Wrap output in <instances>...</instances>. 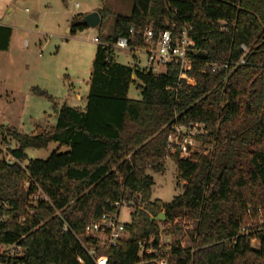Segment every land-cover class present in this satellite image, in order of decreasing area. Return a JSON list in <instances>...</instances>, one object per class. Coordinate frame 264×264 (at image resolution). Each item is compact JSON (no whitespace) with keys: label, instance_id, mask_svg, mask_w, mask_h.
Returning <instances> with one entry per match:
<instances>
[{"label":"trees","instance_id":"1","mask_svg":"<svg viewBox=\"0 0 264 264\" xmlns=\"http://www.w3.org/2000/svg\"><path fill=\"white\" fill-rule=\"evenodd\" d=\"M98 13L102 24L110 15ZM83 17L74 19L71 35L88 28L79 23ZM151 24L157 33L192 26L197 52L188 76L195 85L180 80L178 66L155 75L98 46L84 110L62 106L55 126L37 136L9 132L18 147L10 152L14 164L0 159V216L9 218L0 223V245H18L23 256L0 255V264H96L78 239L91 244L87 225L122 202L134 213L128 238L106 251L108 264H138L140 244L148 248L152 238L156 248L159 225L151 219L161 213L163 225H195L194 248L176 242L166 264H264V231L242 234L260 214L264 220V0H134L131 15H116L102 41L115 44L134 28L133 45L144 49L140 32ZM11 37L12 29L0 26V51ZM211 63L228 67L212 72ZM137 81L140 101L128 98ZM196 124L206 132L199 137L203 152L168 155L175 127ZM51 143L59 147L47 160L22 166L28 149ZM63 147L69 150L61 153ZM166 157L177 160L186 182L169 204L152 201L154 180L146 173L162 171ZM39 191L48 202H33Z\"/></svg>","mask_w":264,"mask_h":264},{"label":"rangeland","instance_id":"2","mask_svg":"<svg viewBox=\"0 0 264 264\" xmlns=\"http://www.w3.org/2000/svg\"><path fill=\"white\" fill-rule=\"evenodd\" d=\"M133 6L134 0H0V24L13 30L10 50L0 52L1 160L14 162L10 152L18 144L9 137V132L37 136L55 126L57 112L62 106L82 110L86 107L98 48L93 40L96 37L102 40L110 35L115 16H130ZM103 9H107L110 15L100 27L86 28L71 35V25L76 17ZM115 60L123 65L137 64L146 69L148 56L142 49L115 50ZM138 85V81L131 85L129 99L141 100ZM39 126L43 127L41 131ZM58 147L51 143L47 149H28L27 160L22 162V166L31 160H47ZM204 148L198 142L195 150L202 153ZM68 150L63 147L60 152ZM146 173L154 180L152 201L169 204L183 194L186 182L179 179L175 158L166 157L162 171L147 169ZM133 213L132 204L122 206L120 222L130 224ZM157 223L162 238H168L172 243L179 242L184 249L194 248L190 236L195 226L193 222L177 219L172 224ZM178 226H183L182 231ZM251 244L258 247L255 238ZM1 254L3 249L0 248Z\"/></svg>","mask_w":264,"mask_h":264},{"label":"built area","instance_id":"3","mask_svg":"<svg viewBox=\"0 0 264 264\" xmlns=\"http://www.w3.org/2000/svg\"><path fill=\"white\" fill-rule=\"evenodd\" d=\"M192 26H184L182 29L177 30L176 25H171L168 29H164L155 32L153 24L145 26L140 32L141 38L144 42L145 48L142 49L147 53L148 61L146 70L155 74H165L169 66L174 65L180 68V80L186 81L188 85H195V80L188 76V72L192 68L194 62V55L197 52V46L192 38ZM136 40L135 29L129 30L126 37L120 38L115 44L108 45L100 40L98 37L94 38L93 42L98 46L103 45L110 47L114 52L115 50H127V51H139V48L134 47L133 43ZM114 58V56L112 57ZM243 64V62H242ZM228 65L222 63L207 64V68L212 72L219 71L223 68H227ZM206 132L203 125H191L185 127L177 125L173 134L168 137L166 152L168 155L177 153L180 158L188 159L197 150L195 147L200 142L199 137L205 136ZM11 159L16 161L10 155ZM34 202L43 200L48 202V198L39 191L32 199ZM124 203H117V211L114 213L104 212L102 216L91 222L86 227V238L90 239L92 243L86 242L84 239H78L81 246L92 258L96 264H108V255L106 251L111 248L119 246V244L128 238L126 232V225L120 222L119 214L121 207ZM259 213H262L259 210ZM258 221L249 223L242 229V234H256L264 231V220L262 215L258 217ZM9 218L6 215L0 216V223H6ZM160 240L156 248H152L154 238H152L147 248L145 243L140 244L139 258L141 261L138 264H146L147 262L156 264H166L167 259L170 257L171 247L175 244L168 238H162L159 234ZM257 241L258 247L260 242ZM253 241V240H252ZM257 247V248H258ZM3 249V254L9 258H21L23 256V250L18 245L5 246L0 245ZM166 250V251H165ZM165 251V253H164ZM153 256L150 260H143V256Z\"/></svg>","mask_w":264,"mask_h":264},{"label":"water","instance_id":"4","mask_svg":"<svg viewBox=\"0 0 264 264\" xmlns=\"http://www.w3.org/2000/svg\"><path fill=\"white\" fill-rule=\"evenodd\" d=\"M81 25L87 26L88 28L96 29L101 25V16L98 12L90 13L84 16L79 22ZM153 222H162L166 221V216L164 213H161L155 218L151 219Z\"/></svg>","mask_w":264,"mask_h":264},{"label":"crops","instance_id":"5","mask_svg":"<svg viewBox=\"0 0 264 264\" xmlns=\"http://www.w3.org/2000/svg\"><path fill=\"white\" fill-rule=\"evenodd\" d=\"M0 26H4V25H1L0 24ZM7 27V26H6ZM12 38H13V30H12V37H11V40H10V45H9V48H8V50L7 51H0L1 53H4V52H8L9 50H10V46H11V42H12ZM26 45H27V42H26ZM91 78V77H90ZM79 99H80V97H78ZM87 105V104H86ZM85 109V108H84ZM83 109V110H84ZM49 126V125H48ZM50 127H54V126H50ZM39 129H40V131H41V129L43 128V127H38ZM45 131H47V129L45 130Z\"/></svg>","mask_w":264,"mask_h":264}]
</instances>
